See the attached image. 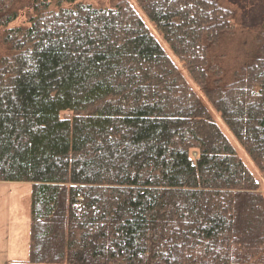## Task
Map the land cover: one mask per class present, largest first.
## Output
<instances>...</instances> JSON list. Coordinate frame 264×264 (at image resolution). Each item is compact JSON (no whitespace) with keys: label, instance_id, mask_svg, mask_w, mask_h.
<instances>
[{"label":"trees","instance_id":"trees-1","mask_svg":"<svg viewBox=\"0 0 264 264\" xmlns=\"http://www.w3.org/2000/svg\"><path fill=\"white\" fill-rule=\"evenodd\" d=\"M135 1L200 96L125 1L30 0L8 29L0 0V182L31 185L30 256L10 264H264V197L203 103L264 175V18L231 77L214 55L225 3L260 0Z\"/></svg>","mask_w":264,"mask_h":264},{"label":"rangeland","instance_id":"rangeland-1","mask_svg":"<svg viewBox=\"0 0 264 264\" xmlns=\"http://www.w3.org/2000/svg\"><path fill=\"white\" fill-rule=\"evenodd\" d=\"M21 1L20 3H16ZM30 0H13L14 8L18 9V17L12 22L8 29L28 26L30 17L34 16V12L28 9ZM43 1V0H40ZM48 4L49 11L55 12L60 8H69L65 3L58 4L59 0H44ZM121 1L129 3L136 11L138 17L145 24L156 41L159 43L163 51L168 55L171 61L181 71L189 82L191 88L198 96L200 91L193 81L185 73L182 64L178 61L175 55L170 50L167 43L162 39L161 35L155 30L153 25L148 21L144 13L138 8L135 0H80L84 5H89L94 8L112 9ZM225 3L227 7H231L235 11L233 20V32L231 36L225 37L219 48L216 49L214 55L219 59V64L227 71L228 77H231V72L239 68L245 61H249L256 53L260 30L256 27L264 18V1L260 0L255 4V8L250 9L249 14L239 9V6H234L229 1ZM255 28V29H254ZM254 29V30H253ZM250 58V59H249ZM209 111L212 119L220 128L222 133L228 139L230 144L235 149L238 157L245 164L247 169L254 176L259 184V191L264 196V175L255 167L248 158L240 144L224 125L220 115L209 105L208 102H203ZM65 116L62 115V117ZM192 157H196V153L192 152ZM31 202V187L27 183H1L0 182V264H7L8 261H25L30 256V223L29 210Z\"/></svg>","mask_w":264,"mask_h":264},{"label":"crops","instance_id":"crops-1","mask_svg":"<svg viewBox=\"0 0 264 264\" xmlns=\"http://www.w3.org/2000/svg\"><path fill=\"white\" fill-rule=\"evenodd\" d=\"M30 187H31V185H30ZM29 223H30V210H29ZM29 234H30V229H29ZM27 261L28 260H25V261H14V260H11V261H8L7 264H10V263H22V262H27Z\"/></svg>","mask_w":264,"mask_h":264},{"label":"built area","instance_id":"built-area-1","mask_svg":"<svg viewBox=\"0 0 264 264\" xmlns=\"http://www.w3.org/2000/svg\"><path fill=\"white\" fill-rule=\"evenodd\" d=\"M80 207H82V206L80 205Z\"/></svg>","mask_w":264,"mask_h":264}]
</instances>
